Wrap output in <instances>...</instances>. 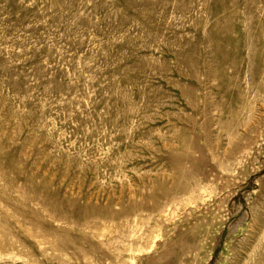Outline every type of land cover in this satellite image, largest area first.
<instances>
[{"label": "rangeland", "instance_id": "rangeland-1", "mask_svg": "<svg viewBox=\"0 0 264 264\" xmlns=\"http://www.w3.org/2000/svg\"><path fill=\"white\" fill-rule=\"evenodd\" d=\"M0 264H264V0H0Z\"/></svg>", "mask_w": 264, "mask_h": 264}, {"label": "bare ground", "instance_id": "bare-ground-1", "mask_svg": "<svg viewBox=\"0 0 264 264\" xmlns=\"http://www.w3.org/2000/svg\"><path fill=\"white\" fill-rule=\"evenodd\" d=\"M41 190H43V188H41ZM49 195V194H48ZM53 197L54 198H58L59 197V195H57V194H53ZM65 199H64V201L68 204V196L67 197H64ZM88 200V199H87ZM60 201V200H59ZM107 201H108V203L109 204H111V202H112V200L111 199H107ZM60 203L61 204H63L64 202H62V200L60 201ZM74 203V202H73ZM95 210V207H93V206H90V204L89 203H87V206H86V208H84V209H82L81 211H80V213L81 214H85V213H87L88 211H94ZM51 212H58V207H53V208H51V210H50Z\"/></svg>", "mask_w": 264, "mask_h": 264}]
</instances>
